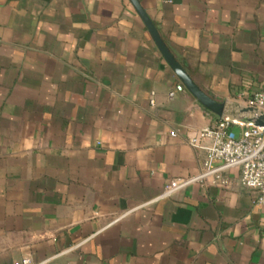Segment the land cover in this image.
I'll use <instances>...</instances> for the list:
<instances>
[{
  "label": "crops",
  "instance_id": "0c3cea01",
  "mask_svg": "<svg viewBox=\"0 0 264 264\" xmlns=\"http://www.w3.org/2000/svg\"><path fill=\"white\" fill-rule=\"evenodd\" d=\"M139 1L228 113L264 90V0ZM179 84L130 0H0V264H264L239 170L163 196L220 119Z\"/></svg>",
  "mask_w": 264,
  "mask_h": 264
},
{
  "label": "built area",
  "instance_id": "2783aa9c",
  "mask_svg": "<svg viewBox=\"0 0 264 264\" xmlns=\"http://www.w3.org/2000/svg\"><path fill=\"white\" fill-rule=\"evenodd\" d=\"M179 84L169 92L184 91ZM155 104V99H151ZM247 109H251L246 111ZM237 113H227L211 127H203L189 141L190 145L203 153L200 172L195 176L170 180L164 187L163 196L169 197L195 183L211 182L217 186H229L228 173L239 170L240 185L258 193L257 202L264 204V126L255 120L264 116V90L248 96ZM176 136V133H173ZM14 264H55L51 260L36 262L25 256Z\"/></svg>",
  "mask_w": 264,
  "mask_h": 264
},
{
  "label": "water",
  "instance_id": "95a60500",
  "mask_svg": "<svg viewBox=\"0 0 264 264\" xmlns=\"http://www.w3.org/2000/svg\"><path fill=\"white\" fill-rule=\"evenodd\" d=\"M136 9L137 13L141 17L142 21L146 25L149 30L153 40L155 41L157 47L160 52L166 59L167 63L173 69L175 74L182 81L183 85L196 97V99L204 105L207 109L218 115L219 117H223L227 114V103L217 101L210 96H208L205 92H203L199 86L193 81V79L189 76L183 66L177 61L174 57L173 53L169 49V47L163 41L156 25L154 24L152 18L149 16L147 11L142 6L139 0H130ZM251 109H247L249 111ZM255 124L264 126V116L255 120Z\"/></svg>",
  "mask_w": 264,
  "mask_h": 264
}]
</instances>
